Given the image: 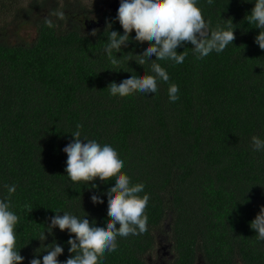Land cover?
<instances>
[{"label": "trees", "instance_id": "obj_1", "mask_svg": "<svg viewBox=\"0 0 264 264\" xmlns=\"http://www.w3.org/2000/svg\"><path fill=\"white\" fill-rule=\"evenodd\" d=\"M99 1L88 8L82 0H0V199L19 217L22 264L53 242L64 248L59 260L69 255L67 230L46 231L51 216L83 210L97 222L110 218L106 196L93 200L91 192L103 193L114 174L83 183L65 172L62 149L77 125L82 135L111 141L120 171L148 195L146 231L117 237V249L95 264H149L162 230H169V264H264V241L250 227L264 205V152L251 147L253 135L264 139V50L255 42L260 30L246 20L253 3L198 0L210 31L233 23L235 39L220 53L200 58L185 42L181 64L140 63L136 55L151 41L137 40L132 28L112 65L104 46L110 27L123 29L108 7L114 0ZM21 26L34 36L9 40ZM152 63L170 78L156 93H109L110 81L130 70L151 74Z\"/></svg>", "mask_w": 264, "mask_h": 264}, {"label": "clouds", "instance_id": "obj_2", "mask_svg": "<svg viewBox=\"0 0 264 264\" xmlns=\"http://www.w3.org/2000/svg\"><path fill=\"white\" fill-rule=\"evenodd\" d=\"M247 2H252L253 7L246 20L260 30L255 36V42L264 50V0ZM208 3H213V0H208ZM115 19L119 21L123 31L111 30L109 26L108 42L104 46V53L112 65L120 63L119 56L114 53L120 51L122 44L129 42L127 33L132 28L137 40L151 41L136 55L140 63L148 59L181 64L186 53L177 52V48L185 42H190L194 53L203 58L213 51L222 52L235 39L233 23L218 25L216 30L210 31L198 7V0H119ZM92 34L95 35V32ZM153 54L155 59H151ZM150 67L151 74L144 71L143 74H137L130 70L119 80L110 81L107 85L109 93L124 94L133 90L145 95L156 93L158 82L167 83L170 78L160 64L152 63ZM178 91L176 84H169L170 102L179 99ZM79 128L77 125L78 130L71 133L73 139L62 149L67 154L65 172L72 182L83 183L92 181L96 176L105 178L114 174V179L107 184L103 193L91 192L93 200L106 196V211L110 218L97 222L90 219L83 210L80 215L63 211V215L51 216L46 231L51 235L55 228L67 230L69 255L64 260H59L64 248L60 243L53 242L44 245L43 251L46 254L33 257L29 264H95L98 259H104L105 251L113 252L117 249V237L146 231L145 208L148 195H140L144 191L143 183L133 184L129 175L120 171L123 158L111 141L89 138L82 135ZM251 147L255 152H264V139L253 135ZM6 187L10 194L15 192V185ZM18 220L10 201L7 198L0 199V264H22L25 259L16 246L15 228ZM250 227L255 231L256 238L264 241V205L260 206L259 212L250 221ZM46 238L45 231H42L39 240L43 242Z\"/></svg>", "mask_w": 264, "mask_h": 264}, {"label": "rangeland", "instance_id": "obj_3", "mask_svg": "<svg viewBox=\"0 0 264 264\" xmlns=\"http://www.w3.org/2000/svg\"><path fill=\"white\" fill-rule=\"evenodd\" d=\"M82 2L85 3V5L88 8H92L93 6H96V7H98V6L101 7L102 6V2L99 1V0H82ZM16 32L18 34V37H16V36H14V37L13 36H8L9 37V40L13 41V40H16L18 38L19 39H28L29 40L30 38H32L34 36V31L30 27L21 26V28H19L18 30H16ZM168 231L169 230H167V232H165V230H162L160 232V236H166L165 244H167V240H168V236H169ZM171 252H173V251H171ZM164 256H166V255H164ZM151 258H152V260H156L157 259L156 256H155V254H152L151 255Z\"/></svg>", "mask_w": 264, "mask_h": 264}, {"label": "flooded vegetation", "instance_id": "obj_4", "mask_svg": "<svg viewBox=\"0 0 264 264\" xmlns=\"http://www.w3.org/2000/svg\"><path fill=\"white\" fill-rule=\"evenodd\" d=\"M165 239H166V236H160V232L157 234L156 240H157L158 248L156 249V253H155L157 255V257H156L157 259L155 258L156 260H152L151 256H149L148 260H147V262H149V264H169L170 263L169 259H171V257H172V255L170 253V244L168 242H167V244H165ZM164 255H166V256H164ZM197 264H199V263H197Z\"/></svg>", "mask_w": 264, "mask_h": 264}, {"label": "water", "instance_id": "obj_5", "mask_svg": "<svg viewBox=\"0 0 264 264\" xmlns=\"http://www.w3.org/2000/svg\"><path fill=\"white\" fill-rule=\"evenodd\" d=\"M119 4V0H115L114 2L110 3L108 7L112 8L113 10H116ZM85 24H91L90 21H85Z\"/></svg>", "mask_w": 264, "mask_h": 264}]
</instances>
